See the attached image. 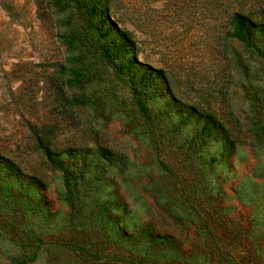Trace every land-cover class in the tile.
<instances>
[{"label":"rangeland","instance_id":"rangeland-1","mask_svg":"<svg viewBox=\"0 0 264 264\" xmlns=\"http://www.w3.org/2000/svg\"><path fill=\"white\" fill-rule=\"evenodd\" d=\"M83 6L0 0V264H264V0H105L122 77ZM40 141L81 174L73 205Z\"/></svg>","mask_w":264,"mask_h":264},{"label":"trees","instance_id":"trees-1","mask_svg":"<svg viewBox=\"0 0 264 264\" xmlns=\"http://www.w3.org/2000/svg\"><path fill=\"white\" fill-rule=\"evenodd\" d=\"M77 5L83 6L82 10V16L84 18V21L86 23V27L91 30L93 33H96L98 35L96 45L99 48L101 57L110 65L112 66L116 73L122 77V72H121V66L120 65H114L115 59H120L121 57H124V53L127 51V46L126 44H116V43H110L106 45L105 43H100L101 41V33L99 27L94 24L91 20L94 16H100L101 17V4L105 0H83V3L80 0H71ZM100 12V14H98ZM103 14V12H102ZM232 23H233V37L237 38L239 41H242L244 43L249 44V37H248V32L247 30L251 26L249 23V20L245 18L242 15L235 14L232 17ZM128 43L130 42L129 40L127 41ZM126 42V43H127ZM120 55V56H119ZM123 79V78H122ZM141 85L138 87L134 83H130V87L132 90V93L134 95V100L135 103L139 109V111L148 117L149 113L140 99V92L142 87H146L148 83V78L144 77L142 81H139ZM39 149L43 152L44 156L48 160V162L57 170L62 172L63 174V181H64V186L66 189V200L70 202L72 205V199L73 198V191L76 190L79 179L81 177V174L78 172L77 169L73 168L69 164L63 162L62 160L57 159V154L50 148V145L48 143H44L42 141L39 142ZM88 148H79V149H73L69 148L65 151V154L68 157H80L83 158L89 154H94L97 153V156L99 158L104 159L108 164L113 165V166H121L124 164V158L122 155L110 152L107 149L100 148L97 150V152H92ZM2 162V161H1ZM5 165L14 171V166L11 162L8 160H5ZM16 170V169H15ZM17 171V170H16ZM126 239V238H125ZM129 239V238H127ZM141 242L144 244H148L149 246H158L161 244L166 243V241L169 240V238H138ZM61 246L65 247L68 250H71L76 256H78L80 259H83V261L86 263L87 257H89L90 250L88 247L84 246H73L72 244H61ZM120 259H124V257H121Z\"/></svg>","mask_w":264,"mask_h":264}]
</instances>
